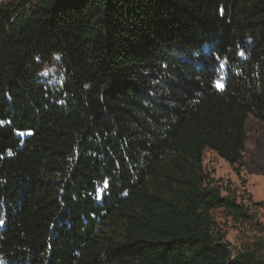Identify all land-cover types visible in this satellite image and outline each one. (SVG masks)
I'll return each instance as SVG.
<instances>
[{
  "label": "trees",
  "instance_id": "1",
  "mask_svg": "<svg viewBox=\"0 0 264 264\" xmlns=\"http://www.w3.org/2000/svg\"><path fill=\"white\" fill-rule=\"evenodd\" d=\"M264 122V0H0V264H264L204 167Z\"/></svg>",
  "mask_w": 264,
  "mask_h": 264
},
{
  "label": "rangeland",
  "instance_id": "2",
  "mask_svg": "<svg viewBox=\"0 0 264 264\" xmlns=\"http://www.w3.org/2000/svg\"><path fill=\"white\" fill-rule=\"evenodd\" d=\"M245 162L237 169L210 150L204 153V167L216 185L246 205L252 215L249 222L237 223L222 211L214 213L234 253L252 249L264 236V122L253 117L246 124Z\"/></svg>",
  "mask_w": 264,
  "mask_h": 264
}]
</instances>
